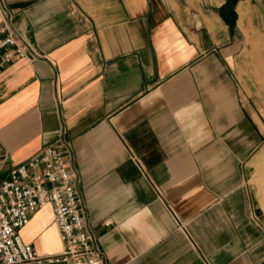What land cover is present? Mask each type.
<instances>
[{
	"label": "crops",
	"instance_id": "1",
	"mask_svg": "<svg viewBox=\"0 0 264 264\" xmlns=\"http://www.w3.org/2000/svg\"><path fill=\"white\" fill-rule=\"evenodd\" d=\"M218 5L0 0L26 48L0 68V181L54 146L105 264H264V109ZM18 232L60 251L49 205Z\"/></svg>",
	"mask_w": 264,
	"mask_h": 264
},
{
	"label": "built area",
	"instance_id": "2",
	"mask_svg": "<svg viewBox=\"0 0 264 264\" xmlns=\"http://www.w3.org/2000/svg\"><path fill=\"white\" fill-rule=\"evenodd\" d=\"M26 56L24 41L0 12V68ZM75 174L65 169L54 146L12 166L0 181V264H105L81 211ZM49 205L61 244L55 254L39 255L19 229L38 208Z\"/></svg>",
	"mask_w": 264,
	"mask_h": 264
},
{
	"label": "rangeland",
	"instance_id": "3",
	"mask_svg": "<svg viewBox=\"0 0 264 264\" xmlns=\"http://www.w3.org/2000/svg\"><path fill=\"white\" fill-rule=\"evenodd\" d=\"M216 8L238 41L237 75L242 98L264 109V0H202ZM215 8V7H214ZM264 213V158L255 173Z\"/></svg>",
	"mask_w": 264,
	"mask_h": 264
}]
</instances>
